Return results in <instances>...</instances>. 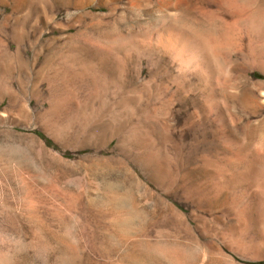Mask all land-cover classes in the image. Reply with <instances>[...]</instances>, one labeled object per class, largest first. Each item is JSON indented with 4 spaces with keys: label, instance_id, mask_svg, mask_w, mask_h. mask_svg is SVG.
<instances>
[{
    "label": "rangeland",
    "instance_id": "rangeland-1",
    "mask_svg": "<svg viewBox=\"0 0 264 264\" xmlns=\"http://www.w3.org/2000/svg\"><path fill=\"white\" fill-rule=\"evenodd\" d=\"M208 1L188 0L180 18L218 35L222 24ZM132 16L123 6L96 16L80 40L109 51L105 36L130 27ZM69 27L66 2L0 0V264H264L253 259L264 258V230L246 239L250 261L229 245L235 177L243 174L252 185L242 207L253 209L257 191L264 209V44L259 67L255 41L237 29L240 45L227 55L232 71L215 79L224 112L239 125L225 135L243 143L213 148L198 143L220 135V122L206 118L202 93L194 85L177 91L168 68L124 37L120 70L140 66L148 101L161 100L157 115L174 141L125 148L120 142L139 134L95 128L118 100L108 63L83 57L97 68L100 93L87 75L74 78ZM256 94L259 110L245 103ZM194 99L197 107L188 102ZM121 181L132 188L128 197Z\"/></svg>",
    "mask_w": 264,
    "mask_h": 264
},
{
    "label": "bare ground",
    "instance_id": "bare-ground-1",
    "mask_svg": "<svg viewBox=\"0 0 264 264\" xmlns=\"http://www.w3.org/2000/svg\"><path fill=\"white\" fill-rule=\"evenodd\" d=\"M58 1L62 3L66 2V5L69 8V29L73 32L71 35L73 46V56L71 55L73 57V61H71V68L73 69L74 78L78 79L82 76V74L87 75L90 79L89 81L92 83L93 91L95 93H100L95 85L96 76L98 73L96 70L97 68H95V65L92 64L93 62L84 65L83 57L85 55L87 56V58L89 57L91 59H98L101 63H108V71L109 75L111 76L112 86L113 88H115L112 89V93L114 95L117 94L118 100L109 108V115L107 116V118L105 120L103 119V121L100 123H95V128L97 127L99 129H104L105 131H113V129L115 130L116 128L120 129L123 127L126 128L125 130H127L128 133L139 134L138 136L134 135L125 137L120 142L121 145H126L125 148L132 147L135 144H144L145 146H149L148 144L152 145L154 143H157V140H159L160 143L165 144H169L172 142L165 135L167 134V130H169L168 121L167 123H163L161 121L162 119L160 120L157 115L160 106H163L161 100L158 98L152 105H150L151 102L148 101V98L150 97V86L148 85V82L145 83L143 82L144 80H141L143 71L140 66L137 65L133 69L127 71L125 74H123L120 70V62L124 57H126L127 53L125 52L126 50L123 49L124 47L122 48L121 45L125 39L124 37H127L133 39L132 45L134 44L139 49V51L142 50L145 57H149L148 59L156 58L168 68L167 72L170 73V76L175 79V83L178 85L177 91L182 90L181 86L194 85L196 87V90L202 93V99L204 98L203 105L206 109L205 113L207 114L206 118L211 119L213 122H220V129L217 130L220 135L218 134V138H211L208 140L206 139L204 140V142L198 141L199 144L202 145L204 143L213 148L218 146L231 148L242 145L243 140L240 137L236 135L232 137L225 135L227 128L234 131L236 130L235 128H239V125L235 121L231 120L224 112L223 104L218 99V90L216 88L217 83L215 78L219 74H221V76L222 74L223 76H227L232 71V66H230L231 62L229 61V56L227 57V55L228 53L230 54L233 49L235 50L237 48L238 28L246 32L248 35L252 36V39L256 44L258 65L259 67H261V65L263 64L260 60L264 44L263 0H211V10L209 11V13L210 15H215L216 17H218L222 24L221 31L219 29L220 33L218 35L212 33L207 28L205 29V31L199 32L192 26L186 25L181 21L180 10H182V6L186 4L188 0ZM122 6L134 13V17L132 16L133 24L123 31L117 30L109 34L107 33L108 35L105 36V40L107 39L108 43L111 45V49L109 51L101 46H93L95 43L91 45L87 43V41L80 40L79 36L82 33H85L87 27L94 17L111 16ZM200 6L202 5L200 4ZM65 9L67 10V8ZM195 20H198V18ZM127 24H129V22ZM253 44H251V46ZM244 47L246 48V46ZM243 48H241L242 51L244 50ZM243 52L246 53V51ZM240 53L242 54V52ZM232 54L233 52L231 53V55ZM141 62L142 60L140 61V63ZM152 82H154V80ZM172 86H174V84ZM188 102L190 105L197 107L198 102L196 99L192 101L188 100ZM245 103L247 107L256 108L258 110L262 108L263 104L257 94L252 99H247ZM107 112L108 111H106V113ZM191 117H193L195 121L201 118L197 111L192 112ZM157 129H159V132H157L158 135L161 136L158 139L152 136V132L156 133ZM172 143H174V141ZM146 162L147 161L145 160L141 161V163L144 165ZM234 179L235 180L232 179L233 185L229 186L232 195L231 208L229 209L230 218L232 221V230L229 237V245L236 254L245 257V259L247 257L249 260L246 248V239L249 238L252 233L260 236V233L264 230V209L262 208L263 200L260 202L261 199L257 196V191H252L251 200L253 209H249L248 206L242 207V204H244L243 201L246 199L245 198L243 200V197L248 194V191L252 190V185L250 179L244 177L243 174H240ZM118 185L124 192V196L128 197V195L131 193L130 191L132 188L130 189V187L124 181L119 182ZM113 216H115V214ZM118 217L120 216H117V219ZM140 223H142L141 219ZM253 259H255V261H257L258 263L264 261V258L262 257H253Z\"/></svg>",
    "mask_w": 264,
    "mask_h": 264
}]
</instances>
